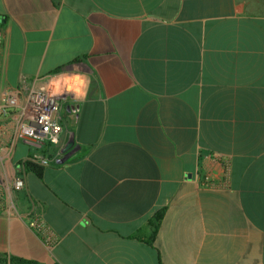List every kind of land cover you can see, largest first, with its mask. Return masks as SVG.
Segmentation results:
<instances>
[{"label":"crops","instance_id":"0c3cea01","mask_svg":"<svg viewBox=\"0 0 264 264\" xmlns=\"http://www.w3.org/2000/svg\"><path fill=\"white\" fill-rule=\"evenodd\" d=\"M0 28V96L45 75L64 95L59 147L22 137L0 161V256L264 264V0H0Z\"/></svg>","mask_w":264,"mask_h":264},{"label":"built area","instance_id":"2783aa9c","mask_svg":"<svg viewBox=\"0 0 264 264\" xmlns=\"http://www.w3.org/2000/svg\"><path fill=\"white\" fill-rule=\"evenodd\" d=\"M4 50V33L0 28V73ZM52 76H37L30 83H23L16 87L5 89L0 96V137L5 128L13 125L11 137L7 143H0V161L6 163L13 155L17 142L22 137L46 145L48 151L59 147L61 136L64 132L62 124V110L64 106V95L59 90H53L51 85ZM72 136V135H71ZM70 136V138H71ZM66 144L63 145L65 147ZM207 158L219 159V155L205 153ZM55 159L58 155L54 154ZM40 165H47L50 162L48 156H38L32 159ZM200 186L204 189H218L223 183L215 181L209 173L198 174ZM12 190H20L25 186V178L22 173H15L12 179ZM7 192L0 188V204L4 205L7 199ZM10 214H14V205L5 208ZM31 228L42 237L48 248L56 243L55 235L49 230L42 219H36L31 223ZM1 264V263H0ZM10 264V263H7Z\"/></svg>","mask_w":264,"mask_h":264},{"label":"trees","instance_id":"16d2710c","mask_svg":"<svg viewBox=\"0 0 264 264\" xmlns=\"http://www.w3.org/2000/svg\"><path fill=\"white\" fill-rule=\"evenodd\" d=\"M23 169L25 171H34L37 174H41L43 170V166L37 163L34 160H26L23 163ZM165 209L158 210L155 212V214L151 217V220L149 221L151 229H152V238L157 233V230L159 228V225L164 217ZM0 263L1 264H38L35 261L22 258V257H16V256H0Z\"/></svg>","mask_w":264,"mask_h":264},{"label":"clouds","instance_id":"9594fccd","mask_svg":"<svg viewBox=\"0 0 264 264\" xmlns=\"http://www.w3.org/2000/svg\"><path fill=\"white\" fill-rule=\"evenodd\" d=\"M76 80H77V82L78 83H80L82 86H84V87H86L87 86V81L85 80V79H83L81 76H77L76 77ZM51 88L53 89V90H59L60 89V85H59V83H57V82H53V84L51 85ZM77 91L79 92V91H81V89H77Z\"/></svg>","mask_w":264,"mask_h":264},{"label":"water","instance_id":"95a60500","mask_svg":"<svg viewBox=\"0 0 264 264\" xmlns=\"http://www.w3.org/2000/svg\"><path fill=\"white\" fill-rule=\"evenodd\" d=\"M73 141H74L73 136H71V138L69 139V142L67 143L65 147V151L70 148V146L73 144Z\"/></svg>","mask_w":264,"mask_h":264}]
</instances>
